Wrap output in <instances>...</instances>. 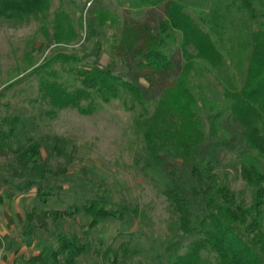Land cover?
Listing matches in <instances>:
<instances>
[{"label": "trees", "instance_id": "16d2710c", "mask_svg": "<svg viewBox=\"0 0 264 264\" xmlns=\"http://www.w3.org/2000/svg\"><path fill=\"white\" fill-rule=\"evenodd\" d=\"M140 1L136 5L162 7L164 15L157 32L149 24H124L117 36L119 45L114 46L136 60L138 70L123 79L110 69L86 67L74 54L53 52L30 72L39 82L41 98L51 107L48 114L63 109L85 114L95 103L110 104L123 98L145 106L147 90L142 79L149 87L160 89L153 111L138 118L136 126L144 142L142 169L157 175L169 203L172 237L160 250L150 246L147 264H264V172L255 161L242 163V178L254 188V195L249 207L235 206V194L220 182L213 158L201 157L208 132L194 86L195 81L203 88V80L224 77L226 66L243 76L240 81L234 75L228 77L223 99L241 142L264 161V53L252 63L247 29H240L232 20L230 32L225 24L234 15L244 25L246 16L257 20L258 14L264 16L258 12L264 2L214 0L215 5L206 12L191 10L192 3L187 0ZM64 6L65 0H0V20L15 26L39 21V31L49 43L71 46L79 34ZM95 24L121 25L109 9L95 11ZM254 35L264 39V23ZM177 41L180 64L166 52L168 45ZM45 47L42 44L40 50ZM83 102L89 105L84 107ZM25 124L17 117L2 120L0 155L14 157L11 175L22 181L15 184L9 180L8 184L17 193L35 189V203L25 214L22 236L26 244L35 242L39 251L20 261L15 258L12 264H83L81 259L93 252L102 253L105 261L112 255L111 264H125L138 253L130 246L132 240L121 250L103 249L104 243L95 245L90 234L107 221L135 222L140 219L137 208L114 209L98 196L63 210L47 209L60 195L54 177L64 172L63 167L54 171L51 162L54 157H67L69 141L26 137ZM5 194L13 197L8 190ZM3 202L0 194V206ZM77 217L86 222L85 238L59 230L53 242L41 247V239L34 237L39 229L50 234V219L60 226Z\"/></svg>", "mask_w": 264, "mask_h": 264}, {"label": "rangeland", "instance_id": "374dc122", "mask_svg": "<svg viewBox=\"0 0 264 264\" xmlns=\"http://www.w3.org/2000/svg\"><path fill=\"white\" fill-rule=\"evenodd\" d=\"M187 1L192 3L189 8L196 11L202 9L209 12L215 5L214 0ZM140 2L65 0L64 10L70 13L79 34L77 42L66 47L49 43L39 31L42 26L39 21L32 20L15 26L0 20V124L3 119L17 117L26 123V137L34 140L62 138L69 141L67 157H54L51 162L54 171L63 167L64 172L54 177L55 191L60 195L47 209L63 210L74 203L82 204L98 196L107 199L109 206L114 209L137 208L140 219L135 222L107 221L90 234L95 245L104 243L103 249L110 246L113 250H121L132 240L130 246L138 253L125 264H147L150 246L160 250L172 237L169 229V203L161 193L157 175L149 169H142L146 162L144 142L136 126L138 118L153 111L161 90L149 87L142 79L141 85L147 90L145 106L130 98H123L110 104L95 103L90 106L92 111L85 114L75 109H63L51 115L48 114L51 107L47 100L41 98L39 82L30 72L53 52L62 51L79 57L86 67L110 69L123 79H128L132 71L138 70L136 60L114 49L115 45H119L117 36L130 23L149 24L156 33L158 22L164 15L162 7L136 5ZM104 9L114 12L121 25L97 26L95 11ZM258 12H264V5L258 7ZM258 16L257 20L246 16V25L235 15L229 16L225 23L230 32L234 29L231 27L232 20L240 29H247L252 63L259 60L260 53H264V39L254 35L264 23L263 14ZM42 44L46 47L40 50ZM178 44V41L170 43L166 49L175 64L181 63L180 55L177 54ZM224 70L225 75L220 79L215 77L209 81L203 80V88H198L197 82H194L208 132L207 144L201 157L206 156L209 160L213 158L220 182L235 194L234 205L249 207L254 188L242 178L241 165L255 161L264 172V161L243 145L236 127L228 119L222 90L227 86L229 76L234 75L238 81L243 76L235 68L226 66ZM83 105L86 107L89 104L83 102ZM18 127L21 128L20 125ZM4 129H8L7 125H4ZM198 159L201 160L200 157ZM13 160L11 154L0 155V194L5 198L0 206V264H12L15 258H26L39 251L35 242L26 244L22 236L25 214L35 203V189L17 193L16 188L8 184L9 180L15 184L22 181L20 178H12ZM3 187H7L8 192L13 194L11 199L7 198V190L3 191ZM85 225V220L79 217L60 226H56L50 219V234L39 229L34 237L36 240L41 239V247L53 242L52 238L59 230L75 232L85 238L88 229ZM100 254L93 252L81 261L83 264H111L112 255L105 261Z\"/></svg>", "mask_w": 264, "mask_h": 264}, {"label": "crops", "instance_id": "0c3cea01", "mask_svg": "<svg viewBox=\"0 0 264 264\" xmlns=\"http://www.w3.org/2000/svg\"><path fill=\"white\" fill-rule=\"evenodd\" d=\"M1 185V184H0ZM1 187V186H0ZM3 189V191H5V190H7V187H3L2 188ZM1 193V192H0ZM4 202H5V198H4ZM6 223H8V221L6 220ZM13 225H11V227H12ZM35 255V254H34Z\"/></svg>", "mask_w": 264, "mask_h": 264}]
</instances>
